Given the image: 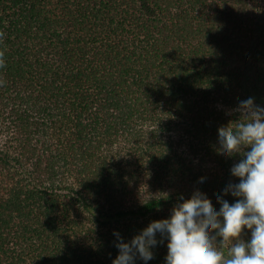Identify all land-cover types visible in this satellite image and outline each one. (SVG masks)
Instances as JSON below:
<instances>
[{"label": "trees", "instance_id": "16d2710c", "mask_svg": "<svg viewBox=\"0 0 264 264\" xmlns=\"http://www.w3.org/2000/svg\"><path fill=\"white\" fill-rule=\"evenodd\" d=\"M0 65V264H112L114 231L239 182L215 145L264 106V0H0Z\"/></svg>", "mask_w": 264, "mask_h": 264}, {"label": "clouds", "instance_id": "9594fccd", "mask_svg": "<svg viewBox=\"0 0 264 264\" xmlns=\"http://www.w3.org/2000/svg\"><path fill=\"white\" fill-rule=\"evenodd\" d=\"M235 111L240 119L219 132L215 148L222 158L242 157L230 168L239 182H229L216 197L219 210L202 193L191 201L181 195L167 218L150 221L128 242L114 231L112 264H148L161 243L167 248L165 264H264V106L249 97ZM228 194L235 202L223 199ZM245 230L247 240L241 239ZM218 238L231 242L226 254L217 247Z\"/></svg>", "mask_w": 264, "mask_h": 264}, {"label": "rangeland", "instance_id": "374dc122", "mask_svg": "<svg viewBox=\"0 0 264 264\" xmlns=\"http://www.w3.org/2000/svg\"><path fill=\"white\" fill-rule=\"evenodd\" d=\"M8 133L4 130L3 127H0V149L4 148L5 143H7ZM172 142H174L175 148L178 150V152H181L183 154H187V149L185 144L181 141L180 138H175L173 136Z\"/></svg>", "mask_w": 264, "mask_h": 264}]
</instances>
